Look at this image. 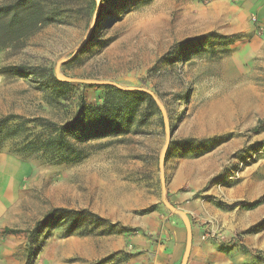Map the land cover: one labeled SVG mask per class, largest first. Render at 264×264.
Returning a JSON list of instances; mask_svg holds the SVG:
<instances>
[{"label":"rangeland","instance_id":"obj_1","mask_svg":"<svg viewBox=\"0 0 264 264\" xmlns=\"http://www.w3.org/2000/svg\"><path fill=\"white\" fill-rule=\"evenodd\" d=\"M37 1L47 21L0 48V117L56 119L21 66L51 69L90 104L103 101L106 85L145 91L155 102L140 98L130 131L92 141L77 162L49 163L0 146V156L18 160L17 177L5 182L12 198L0 264H151L174 218L190 233L201 228V239L216 243L229 264H264V200L246 207L264 197L260 43L224 33L231 19L209 9L211 0ZM244 186L254 191L236 198ZM201 202L224 218L202 221ZM53 207L89 209L110 231L38 232ZM37 234L42 247L28 261L29 237Z\"/></svg>","mask_w":264,"mask_h":264},{"label":"trees","instance_id":"obj_2","mask_svg":"<svg viewBox=\"0 0 264 264\" xmlns=\"http://www.w3.org/2000/svg\"><path fill=\"white\" fill-rule=\"evenodd\" d=\"M46 21L44 9L37 0H13L0 5V48L24 39ZM21 67L33 76L36 88L45 92L44 100L56 115V119L17 114L0 117V146L9 143L12 152L27 158L55 164L80 161L96 146L92 141L130 131L133 111L140 98H146L147 103L155 102L145 91L106 85L103 101L90 104L74 84L60 79L51 69ZM208 142L210 139L205 140ZM263 200L264 197L246 207L253 209ZM108 223L89 209L53 207L38 222L37 230L62 228L67 235L77 231L105 234L110 231ZM42 242L38 234L29 237L28 261L40 252Z\"/></svg>","mask_w":264,"mask_h":264},{"label":"crops","instance_id":"obj_3","mask_svg":"<svg viewBox=\"0 0 264 264\" xmlns=\"http://www.w3.org/2000/svg\"><path fill=\"white\" fill-rule=\"evenodd\" d=\"M207 7L217 11L218 16L230 17L233 28L226 27L222 30L224 33L230 31V33L242 32L243 36L249 34L264 50V0H211ZM253 17L257 19L255 22L251 20ZM258 27L262 28V32L258 31ZM17 161L9 154L0 156V231L1 226L6 225L4 219L8 213V203L12 198L10 192L5 189V182L17 177ZM253 191L252 188L244 186L233 194L240 199L251 195ZM227 195L231 193L228 192ZM198 210V217L204 222L224 218L222 210L212 203L201 202ZM201 234V228L194 226L190 233L185 222L177 218L172 219L164 227L162 233L165 238L164 244L155 252L151 264H220V259L221 264H229L226 256L222 259V255L215 252L214 249L217 250L218 245L213 244L211 240L201 239ZM4 235L0 233V244L3 242V246L6 243H4L6 238Z\"/></svg>","mask_w":264,"mask_h":264},{"label":"built area","instance_id":"obj_4","mask_svg":"<svg viewBox=\"0 0 264 264\" xmlns=\"http://www.w3.org/2000/svg\"><path fill=\"white\" fill-rule=\"evenodd\" d=\"M252 19H253L254 22L257 20L256 17H253ZM259 29L262 30V28H260V27H259Z\"/></svg>","mask_w":264,"mask_h":264}]
</instances>
